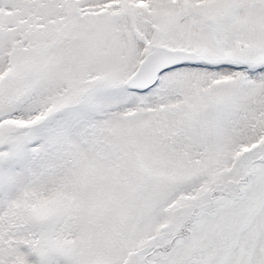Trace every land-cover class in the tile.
Listing matches in <instances>:
<instances>
[{"label":"snow or ice","instance_id":"6c2138e0","mask_svg":"<svg viewBox=\"0 0 264 264\" xmlns=\"http://www.w3.org/2000/svg\"><path fill=\"white\" fill-rule=\"evenodd\" d=\"M0 264H264V0H0Z\"/></svg>","mask_w":264,"mask_h":264}]
</instances>
